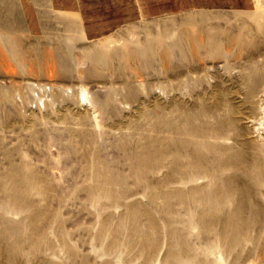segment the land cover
Masks as SVG:
<instances>
[{
    "label": "rangeland",
    "instance_id": "rangeland-1",
    "mask_svg": "<svg viewBox=\"0 0 264 264\" xmlns=\"http://www.w3.org/2000/svg\"><path fill=\"white\" fill-rule=\"evenodd\" d=\"M0 264H264V0H0Z\"/></svg>",
    "mask_w": 264,
    "mask_h": 264
},
{
    "label": "bare ground",
    "instance_id": "bare-ground-1",
    "mask_svg": "<svg viewBox=\"0 0 264 264\" xmlns=\"http://www.w3.org/2000/svg\"><path fill=\"white\" fill-rule=\"evenodd\" d=\"M82 95V94H81Z\"/></svg>",
    "mask_w": 264,
    "mask_h": 264
}]
</instances>
